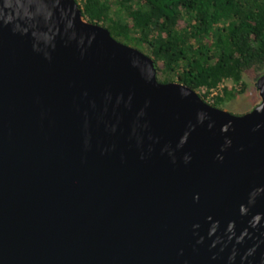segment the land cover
Masks as SVG:
<instances>
[{
    "label": "water",
    "instance_id": "1",
    "mask_svg": "<svg viewBox=\"0 0 264 264\" xmlns=\"http://www.w3.org/2000/svg\"><path fill=\"white\" fill-rule=\"evenodd\" d=\"M256 87L232 113L77 0H0V264H264Z\"/></svg>",
    "mask_w": 264,
    "mask_h": 264
},
{
    "label": "trees",
    "instance_id": "2",
    "mask_svg": "<svg viewBox=\"0 0 264 264\" xmlns=\"http://www.w3.org/2000/svg\"><path fill=\"white\" fill-rule=\"evenodd\" d=\"M77 2L88 20L151 56L160 81L196 91L217 88L224 80L241 87L224 86L213 106L221 108L246 89L245 73H264V0Z\"/></svg>",
    "mask_w": 264,
    "mask_h": 264
},
{
    "label": "rangeland",
    "instance_id": "3",
    "mask_svg": "<svg viewBox=\"0 0 264 264\" xmlns=\"http://www.w3.org/2000/svg\"><path fill=\"white\" fill-rule=\"evenodd\" d=\"M256 76L257 74H254L252 72L251 74L245 73V81L247 83L246 89L242 93L238 94L237 96L227 99L222 104L221 108L226 109L235 114H244L252 110L261 101L259 90L256 87ZM222 84H224L225 86H228L229 88H232V87L236 89L241 88L240 86H237L232 80H224ZM222 94L223 93L219 95H222ZM214 100L215 98L214 99L206 98V101L208 103H213Z\"/></svg>",
    "mask_w": 264,
    "mask_h": 264
},
{
    "label": "built area",
    "instance_id": "4",
    "mask_svg": "<svg viewBox=\"0 0 264 264\" xmlns=\"http://www.w3.org/2000/svg\"><path fill=\"white\" fill-rule=\"evenodd\" d=\"M224 84H220L217 88H211L209 91L203 87L201 90L198 91V93L202 96H205V98H215L217 95L223 93V87Z\"/></svg>",
    "mask_w": 264,
    "mask_h": 264
}]
</instances>
